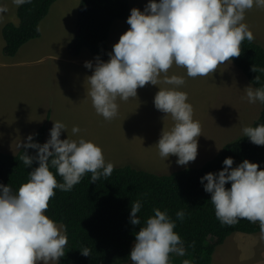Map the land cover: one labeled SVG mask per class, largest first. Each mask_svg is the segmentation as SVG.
<instances>
[{
  "label": "clouds",
  "instance_id": "clouds-1",
  "mask_svg": "<svg viewBox=\"0 0 264 264\" xmlns=\"http://www.w3.org/2000/svg\"><path fill=\"white\" fill-rule=\"evenodd\" d=\"M12 3L19 7L31 0ZM254 6L264 8V0H148L143 11L132 8L126 19L130 27L107 53L108 60L96 57L95 66L92 61L84 63L86 69L93 70L87 77L88 95L96 113L112 120L118 115V99L136 98L137 89L146 84L170 85L159 88L153 98L154 107L174 121L170 130L160 134L158 154L164 161L175 156L180 166L195 161L201 127L193 118L187 93L179 90L185 84L184 77L168 76V70L176 65L186 70L187 77H211L219 66L239 57L242 42L254 39L244 23L246 11ZM7 11L0 5V22ZM245 89L242 99L264 104V87L254 89L249 85ZM62 131L67 132L66 125L55 121L50 138L43 144L34 142L36 134H30L27 143L17 145L25 149L21 160L26 167L33 161L39 166L16 192L0 184V264H58L65 254L67 236L63 226L45 215L55 190L71 191L86 173H91L90 183H96L114 171V165L105 162L101 147L82 137L74 140L67 135L62 140ZM242 131L251 143L264 146V124L246 126ZM71 132L75 135L80 128L73 126ZM27 149H35L36 154L28 155ZM222 164L218 172L200 177L204 191L211 195L216 218L228 226L241 219L258 222L264 239V169L247 159L232 167V157H226ZM229 182L231 186L226 188ZM141 207L140 201L132 204V225L141 224L137 215ZM153 212L135 234L129 253L131 264H169L171 253L184 254L183 241L174 231L175 221L166 211L156 208ZM176 217L183 221L184 211H177ZM80 252L89 256L87 248Z\"/></svg>",
  "mask_w": 264,
  "mask_h": 264
},
{
  "label": "trees",
  "instance_id": "trees-1",
  "mask_svg": "<svg viewBox=\"0 0 264 264\" xmlns=\"http://www.w3.org/2000/svg\"><path fill=\"white\" fill-rule=\"evenodd\" d=\"M57 0H31L16 10L18 24L7 23L2 28L4 41L2 53L14 57L27 42L40 36L38 25ZM129 15L127 0H80L76 15V31L68 45L70 55L78 57L87 49L92 57L108 60L110 52L107 39L112 24L125 20ZM231 62L255 88L264 87V48L258 43L245 40L241 44V55ZM255 68L256 71H252ZM258 77V79H256ZM253 127L264 124V104ZM34 135V142L43 144L46 127L41 126ZM0 153V184L9 185L13 192L29 180V173L38 162L26 167L21 155ZM34 156L35 149H27ZM232 157L236 167L243 160L257 163L264 169V146H257L248 137L227 144L212 160L200 168H185L168 175H155L131 167L114 168L111 176L101 177L90 183L91 173H86L71 191L56 189L49 201L45 215L63 226L67 246L58 264H125L129 261L135 234L144 226L146 219L154 215L153 209L166 211L175 221L174 231L183 241L184 254L179 258L169 255V264H210L215 249L233 233L255 234L261 232L259 223L241 219L238 223L222 225L215 216L211 195L204 191L200 177L222 169V161ZM258 169V170H259ZM56 174V169L50 167ZM62 183V177L56 176ZM206 183V181H205ZM230 182L225 185L230 188ZM141 202L137 214L140 225L130 223V209L134 202ZM183 210V221L176 217ZM213 239L214 241H211ZM89 250V256L80 251Z\"/></svg>",
  "mask_w": 264,
  "mask_h": 264
},
{
  "label": "rangeland",
  "instance_id": "rangeland-1",
  "mask_svg": "<svg viewBox=\"0 0 264 264\" xmlns=\"http://www.w3.org/2000/svg\"><path fill=\"white\" fill-rule=\"evenodd\" d=\"M79 2L80 0L54 2L38 25L40 36L24 44L14 57L3 55L0 32V128H11L13 135L14 130L19 128L18 136L31 134L45 125L46 117L50 115L54 120L68 124L66 120L69 115L76 113L79 107L87 115L95 113L91 121L93 132L98 133L106 142L113 143L108 133L98 127L101 120L95 109L77 96V90L66 88L54 80L57 74L72 67L68 60H74V57L70 55L68 45L75 36ZM127 2L130 15V10L134 7L143 11L148 0ZM0 5L8 9L0 22V29L7 23L17 25V6L12 0H0ZM126 19L112 24L107 39L110 51L112 44L118 42L121 34L130 27ZM244 23L253 34L252 41L264 48V8L254 6L246 11ZM79 56L84 61L94 60L87 49H82ZM171 68L184 69L176 65ZM249 85L254 88L232 62L219 66L211 77H196L194 81L190 78L185 92L193 107V118L200 124L201 136L197 138V157L187 166L177 165L175 156H170L164 161L156 146L140 148L136 154L128 157H143L145 162L155 169L145 171L155 175H168L185 168L202 167L216 157L227 144L243 138L242 129L253 126L259 118L260 102L250 104L246 99H242L246 96L245 88ZM127 109L128 105H120L119 114L124 116ZM119 119L117 123L120 126ZM78 124H81V120ZM10 151L15 152L16 149ZM104 158L113 162L119 159L116 154L105 155ZM180 256L175 253L176 258ZM115 264L120 263L116 261ZM125 264H131V261ZM210 264H264V239H261L260 232L233 233L215 249Z\"/></svg>",
  "mask_w": 264,
  "mask_h": 264
},
{
  "label": "crops",
  "instance_id": "crops-1",
  "mask_svg": "<svg viewBox=\"0 0 264 264\" xmlns=\"http://www.w3.org/2000/svg\"><path fill=\"white\" fill-rule=\"evenodd\" d=\"M4 26L1 27L0 32ZM73 59L74 60H68V63L72 65V67L66 72L57 74L54 80L59 81L60 84L66 88H74V90H77V96L86 102L90 107H93L91 99L88 95L89 84L87 79V77L92 75L93 70L86 69L84 67L85 61L81 60L80 56ZM88 61H92L95 66V58L94 60L90 59ZM167 75L183 76L185 84L181 86L179 90L185 92L186 84L190 81V77H187L185 69L170 68ZM161 78H163V74ZM191 81H194V78H191ZM162 87L172 86L164 84L153 86L146 84L143 88L137 89L136 98H130L128 101L118 99L117 103L119 106L128 105V109L126 110L124 116L119 114L120 110H118L117 117L112 120H105L101 115L99 116L101 122H98V127L104 129V131L108 133L113 143L106 142V140L101 138L98 133L93 132L91 121L95 113L87 115L79 107L78 111L70 114L69 118L66 120L69 122L68 124H65L67 132L62 131L60 139H66L67 135L68 138L74 140L82 137L85 140L91 141L101 147L104 156L116 154L119 158L118 161L113 162L108 158L105 159V162L112 163L114 168L131 167L141 171L149 169L155 170L153 166H150L147 162H145L143 157H139L137 155L131 157L128 156L136 154L140 148L145 149L148 147H155L161 132L163 130H170L174 125V121L171 116L160 112L153 104L155 94L158 92L159 88ZM119 117L121 119H119ZM118 119L120 120V126L117 123ZM79 120H81V124H78ZM55 121L56 120H54L52 115L46 117V135L43 143L50 138L49 130L52 128L53 122ZM73 126H78L80 128V132L73 135L71 132ZM39 128L32 131L33 133L31 134H35ZM18 131L19 128H16L13 135L11 128H0V153L6 155H16L23 148V146H21V148L18 149L17 145L20 142L21 145L27 143L26 138L30 135V133L18 136ZM12 149H16V151H10ZM121 164L128 165L122 167L119 166Z\"/></svg>",
  "mask_w": 264,
  "mask_h": 264
}]
</instances>
